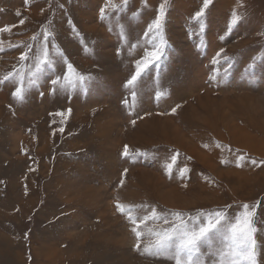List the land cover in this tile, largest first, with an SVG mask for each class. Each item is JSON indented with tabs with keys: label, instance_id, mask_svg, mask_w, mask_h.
Wrapping results in <instances>:
<instances>
[{
	"label": "rangeland",
	"instance_id": "374dc122",
	"mask_svg": "<svg viewBox=\"0 0 264 264\" xmlns=\"http://www.w3.org/2000/svg\"><path fill=\"white\" fill-rule=\"evenodd\" d=\"M161 4L162 30L149 32ZM202 7L0 0V29L10 28L0 31V79L13 74L0 84V264H175L171 251H144L150 230L169 228L177 212L198 227L215 211L226 218L199 257L230 264L227 237L245 204L256 206L255 259L264 264V0H212L196 18ZM233 13L240 19L229 27ZM161 40L160 61L128 85ZM45 48L49 63L29 83ZM19 86L23 99L13 96ZM117 202L138 220L155 207L170 223L140 225L137 249Z\"/></svg>",
	"mask_w": 264,
	"mask_h": 264
},
{
	"label": "snow or ice",
	"instance_id": "6c2138e0",
	"mask_svg": "<svg viewBox=\"0 0 264 264\" xmlns=\"http://www.w3.org/2000/svg\"><path fill=\"white\" fill-rule=\"evenodd\" d=\"M27 2V0H26ZM111 3V0H108ZM212 3V0H203V7L198 11L195 16L196 18H200L204 16L205 10L209 7ZM114 7V5H113ZM101 17H103L105 9L101 8ZM19 14V13H18ZM164 4L160 5L159 14L157 17L149 24L148 31L151 32L153 29L160 31L163 27V19H164ZM239 17L233 13L231 23L229 27L235 25L239 21ZM23 23V21H21ZM0 31H10V28L0 29ZM45 40L48 38V34L45 33ZM163 45L164 41L161 40L160 44L156 45L154 49L148 52L147 56L143 58L141 61L137 63L135 74L131 76V78L127 81L128 85H132L138 77H140L141 73L150 67V65L155 64L156 62L160 61L162 54H163ZM0 51H3L0 48ZM219 56V53H217ZM28 59L27 53H22L20 56L21 61H26ZM49 63L48 60V52L45 48L43 51V56L40 58L37 63L35 64V71L29 73L30 80L29 83H35L36 75L41 71L42 66ZM67 71L69 73L73 72V65H67ZM13 74H9L5 76L3 79H0V84L4 83L8 79L12 77ZM66 81H69L67 76L64 77ZM81 81H83V77H80ZM214 79V77H213ZM70 82V81H69ZM23 83V77H21V85ZM60 83L59 78L52 79L50 84L55 90L56 85ZM23 87L19 86L16 87L13 96L17 99H23ZM43 95V93H41ZM133 98H135V92L132 93ZM125 104L128 103L127 100L124 101ZM179 107V106H177ZM70 111V110H69ZM173 113L176 111L175 108L172 109ZM135 124V121H132ZM63 131V129H61ZM219 147V145H217ZM123 155L129 156V147L127 145L124 146ZM178 155V154H177ZM177 155L171 156V164L166 165V169L168 171L169 176H171V169L172 164L176 162ZM244 157H238L237 166L239 165V161H242ZM252 164H256L255 160L251 161ZM264 163V162H262ZM127 170H125L126 172ZM188 171L187 168H183L180 170V176L183 178L184 174ZM121 185H123V181H121ZM255 207L256 206H249L248 204L243 205L244 212L242 216L236 218L235 223L232 224L229 232V236L227 237L230 239L234 245L236 246L232 250V259L230 264H256L255 259V245L256 240L254 238V234L256 232V228L253 226V220L255 216ZM116 209L121 214L127 215L131 224L135 225L132 228V232L136 236V247L137 249L140 248V240L143 235L141 231L138 229L140 225L145 224L148 220H163L165 224H169V217L167 214H160L157 212L156 208L153 207L151 209V214L148 216H144L139 220L133 217L131 213V208H126L125 205L117 202ZM175 221L171 224L169 228L164 229L163 231H151L150 234L155 238L149 245L144 248L146 253L152 255H158L165 252H173V259L175 260V264H206L205 260L200 259L199 252H200V244L201 242L205 241L209 235L217 229V226L221 224V222L226 218L225 213L223 211H215L214 213H208L207 220L205 223L200 224L198 227H189V221H192L193 218L189 217L188 220L183 218L181 213H172L171 214ZM200 216L205 215L204 213H200ZM197 217L196 219H198Z\"/></svg>",
	"mask_w": 264,
	"mask_h": 264
},
{
	"label": "bare ground",
	"instance_id": "6f19581e",
	"mask_svg": "<svg viewBox=\"0 0 264 264\" xmlns=\"http://www.w3.org/2000/svg\"><path fill=\"white\" fill-rule=\"evenodd\" d=\"M240 107H241V106H240ZM242 108H243V107H242ZM239 132H240L241 134L243 133V131H241L239 128H237V126H236V127H232V128H231V131H230L231 135H234V136H235L234 139H235V140H238V141H239V136L241 135V134H240V135H238V137H237V133H239ZM180 142H181V141H180ZM178 143H179V142H178ZM181 143H182V142H181ZM248 145H250V144L248 143ZM189 146H190V145H189ZM187 147H188V146H187ZM187 147H186V148H187ZM188 149H189V148H188ZM190 149H191V148H190ZM190 149H189V150H190Z\"/></svg>",
	"mask_w": 264,
	"mask_h": 264
}]
</instances>
